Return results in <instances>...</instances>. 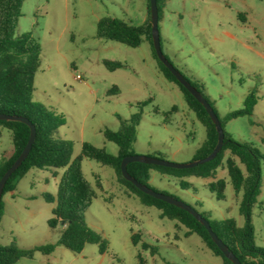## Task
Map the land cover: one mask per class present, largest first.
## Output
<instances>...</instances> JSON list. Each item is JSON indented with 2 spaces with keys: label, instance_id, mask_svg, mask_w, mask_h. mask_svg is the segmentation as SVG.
I'll list each match as a JSON object with an SVG mask.
<instances>
[{
  "label": "rangeland",
  "instance_id": "obj_1",
  "mask_svg": "<svg viewBox=\"0 0 264 264\" xmlns=\"http://www.w3.org/2000/svg\"><path fill=\"white\" fill-rule=\"evenodd\" d=\"M146 16L147 0H24L14 38L29 33L40 45L32 100L65 119L58 132L73 142L72 159L82 154L85 142L116 156L117 145L107 141L103 131L118 130L117 115L129 120L140 103L147 104L141 108L133 144L136 155L158 151L164 160L189 163L205 141V127L179 87L160 72L149 42L131 48L96 38L103 17L140 26ZM159 33L165 56L191 82L203 86L221 118L243 110L246 96L256 91L253 115L228 121L225 130L264 155V0H165ZM105 61L123 67L109 71ZM114 87L119 94L109 95ZM10 146V132L4 130L0 162L2 151ZM261 168L262 192L252 208L251 224L255 244L264 248V159ZM82 170L97 192L85 221L108 240V252L100 254L98 246L90 244L77 254L57 244L62 226L54 230L48 226L55 203L41 195L57 197L63 170L31 169L18 182L17 195L3 197L0 245L56 247L49 255L37 252L33 259L16 264H222L197 235L185 237L184 227L177 228L175 221L161 218L156 208L130 195L113 168L84 157ZM218 180L225 182L224 200L209 189ZM189 181L193 187L184 190L176 178L152 170L149 186L210 213L213 219L245 225L239 213L242 194L235 192L224 165L215 179L191 177ZM133 234L141 235L137 245ZM142 243L157 247V254L143 250Z\"/></svg>",
  "mask_w": 264,
  "mask_h": 264
},
{
  "label": "trees",
  "instance_id": "obj_2",
  "mask_svg": "<svg viewBox=\"0 0 264 264\" xmlns=\"http://www.w3.org/2000/svg\"><path fill=\"white\" fill-rule=\"evenodd\" d=\"M23 3L24 0H0V114L27 119L34 126L36 135L28 156L5 184L0 201V223L4 210L3 197L14 192L18 182L31 169L63 170L57 197L54 198L47 193L41 195L46 202L55 203L52 209V217L48 220V226L53 230L60 225L62 226L57 244L77 254L81 253L86 245H97L99 253L106 254L109 250L108 240L101 233L90 228L84 217L85 212L97 197L95 187L87 180L82 170V159L85 157L113 168L118 176V181L127 188L130 195L136 196L142 205L156 208L160 212L161 218L175 221L177 228L184 227L186 229L185 237L197 235L207 249L221 258L222 264H233L218 249L206 228L192 215L144 194L122 176L120 169L122 160L127 156L136 154L133 144L136 141L137 128L142 118L141 108L147 103L138 104L139 111L132 115L129 120H124L117 115L120 121L118 130L105 129L103 131L104 138L117 145L118 154L116 156L109 154L104 148L85 142L82 144V154L72 159L73 142L63 139L58 132L59 128L65 125V119L55 115L43 104L35 103L32 100L35 90V75L41 61V50L38 42L29 33L21 35L18 39L14 38L15 30L22 15ZM157 6L158 22H160L165 0H157ZM151 28L150 4L147 0V16L142 25L134 26L118 18L103 17L97 23L96 38L118 42L131 48L140 47L144 41L149 42L153 56L158 61L160 72L165 79L179 87L189 109L196 114L198 120L205 127L206 139L194 152L192 161L206 158L212 153L218 141L215 125L202 104L159 61L152 43ZM104 66L109 71L123 67L121 63L111 61H105ZM186 79L189 80L187 77ZM190 83L203 94L220 118L225 134L222 150L214 160L190 169H174L135 162L127 165V172L138 182L150 187V172L154 170L162 176L176 178L179 186L188 190L193 185L187 179L191 177L215 179L218 170L224 165L235 192L242 194L239 213L245 219V225L238 227L233 219H213L210 213L198 212L209 222L213 232L241 264H264V248L255 244V231L251 224L252 208L257 204L262 192L261 165L264 155L253 144L237 141L225 130L228 121L241 116L253 115L254 108L258 103L256 91L253 90L246 96L243 110L228 113L224 118H221L210 99L204 94L203 86L191 81ZM108 94L116 95L119 94V91L114 87ZM4 130L10 132L11 146L2 151L0 179L19 157L30 136V128L19 121H0V137ZM227 154L228 157H226ZM151 156L164 159L158 152ZM96 185L99 187L100 183ZM209 189L218 200L225 199L223 194L225 182L223 180L211 183ZM132 242L134 245L139 244L141 235L133 234ZM55 247L56 244H49L31 249H21L14 243L8 246L0 245V264H16L24 258L33 259L37 252L49 255ZM142 249L150 251L152 255L158 252L157 247L146 243H142ZM138 257L142 263L141 256Z\"/></svg>",
  "mask_w": 264,
  "mask_h": 264
},
{
  "label": "water",
  "instance_id": "obj_3",
  "mask_svg": "<svg viewBox=\"0 0 264 264\" xmlns=\"http://www.w3.org/2000/svg\"><path fill=\"white\" fill-rule=\"evenodd\" d=\"M150 4V16H151V23H152V43L154 50L156 52V55L159 59V61L170 71V73L176 78V80L205 108L206 112L210 116L213 124L215 125L216 131L218 133V141L217 144L212 151V153L207 156L206 158L195 160L189 163H174L171 161H167L164 159H160L157 157L152 156H141V155H131L125 157L120 165L122 176L125 180L132 183L138 190L143 192L144 194H147L157 200H161L163 202H166L170 205H173L177 208H180L186 212H188L190 215H192L198 222H200L208 231L209 235L211 236L213 242L216 244L218 249L222 252V254L230 260L233 264H241V262L236 258V256L229 250V248L218 238V236L213 232L209 222L201 216V214L192 206L172 197L167 194L157 192L153 190L152 188L143 185L142 183L138 182L136 179L131 177L127 172V165L130 163H143L147 165H155V166H162L167 168H174V169H190L194 168L198 165H202L204 163L210 162L216 158L218 153L222 150L224 145V130L222 128V124L220 121L219 116L215 113L213 107L210 105V103L205 99L203 94L198 91L189 80L186 79V77L167 59L165 54L163 53L162 46H161V39H160V33H159V22H158V6H157V0H149ZM0 121H19L24 124H26L30 128V136L29 140L22 150L19 157L14 161V163L6 170V172L2 175L0 179V201L2 199V193L3 189L5 187V184L7 180L12 176V174L21 166L23 161L28 156L32 145L35 140V128L29 122L27 119L23 117L18 116H8L4 114H0Z\"/></svg>",
  "mask_w": 264,
  "mask_h": 264
},
{
  "label": "crops",
  "instance_id": "obj_4",
  "mask_svg": "<svg viewBox=\"0 0 264 264\" xmlns=\"http://www.w3.org/2000/svg\"><path fill=\"white\" fill-rule=\"evenodd\" d=\"M158 151H153V153H148V154H150V156L152 155V154H155V153H157ZM158 153H160V152H158ZM190 179V178H189ZM189 179H187V181L188 182H190L189 181ZM17 188H18V184H17V186H16V190L14 191V192H11L10 193V195L12 196V197H15L17 194ZM261 196V195H260ZM27 198H31V197H27ZM4 209H5V203H4ZM3 216H4V210H3ZM3 218V217H2ZM103 255H105V254H103Z\"/></svg>",
  "mask_w": 264,
  "mask_h": 264
}]
</instances>
